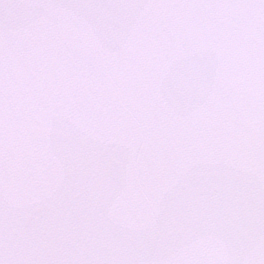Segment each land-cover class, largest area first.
<instances>
[{
  "label": "snow or ice",
  "instance_id": "snow-or-ice-1",
  "mask_svg": "<svg viewBox=\"0 0 264 264\" xmlns=\"http://www.w3.org/2000/svg\"><path fill=\"white\" fill-rule=\"evenodd\" d=\"M0 264H264V0H0Z\"/></svg>",
  "mask_w": 264,
  "mask_h": 264
}]
</instances>
